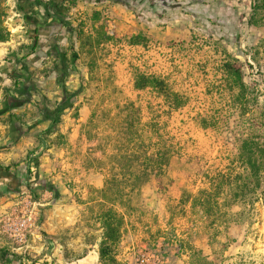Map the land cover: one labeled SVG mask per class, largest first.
Returning a JSON list of instances; mask_svg holds the SVG:
<instances>
[{
    "label": "rangeland",
    "instance_id": "1",
    "mask_svg": "<svg viewBox=\"0 0 264 264\" xmlns=\"http://www.w3.org/2000/svg\"><path fill=\"white\" fill-rule=\"evenodd\" d=\"M17 2L0 0V35L7 38L0 42V70L33 42L31 15ZM253 3L68 0L63 63L26 61V73L36 87L43 82L38 102L45 98L51 108L61 100L56 79L64 67L71 104L55 129L42 133V149L30 147L8 165L14 177L0 178V249L21 247L37 233L49 242L50 257L41 264H103L102 217L113 209L119 240L114 261L105 264H264V205L256 204L250 217L233 205L214 227L177 206L183 191L205 186V172L236 163L253 114L264 107V8L254 12ZM231 63L242 68L244 98L225 71ZM141 76L163 80L183 104L172 108L154 88L137 89ZM6 79L0 78L3 101L13 94L14 82ZM154 131L174 154L163 177L140 185V142ZM111 176L118 181L109 190L115 205L100 192ZM27 211L31 225L16 239L13 226ZM191 250L198 257H189ZM18 256L17 264L37 260Z\"/></svg>",
    "mask_w": 264,
    "mask_h": 264
},
{
    "label": "trees",
    "instance_id": "2",
    "mask_svg": "<svg viewBox=\"0 0 264 264\" xmlns=\"http://www.w3.org/2000/svg\"><path fill=\"white\" fill-rule=\"evenodd\" d=\"M253 1L252 10L254 12L264 8V0ZM34 5L43 10L45 18L51 17V14L61 18L65 17V14L58 10L61 5L57 4L54 0H22V2L18 0L17 2L18 9L24 14L28 13V10L32 9ZM61 8L64 11L66 10L65 6ZM29 19L31 20V25L35 26V19H32V17H29ZM36 29L35 27L33 28L32 33L35 34L32 37L33 41L37 40L38 31ZM68 31H71V28H68ZM6 40V37L0 35V42ZM35 48L36 44L29 46L28 52L33 53ZM59 57L60 62L63 63L62 52H59ZM25 59L26 56L23 55L20 58L14 56V59L9 63L24 64ZM19 71L14 69L9 76L10 80L14 82L13 92L16 95L14 93L7 94V88L4 90L6 95L3 110L5 112L21 108L30 102L31 92L36 89L35 80L31 79L28 75L21 74ZM225 71L233 78L240 97L244 98L247 88L243 82L241 66L236 63L226 64ZM57 75L56 84L62 89L61 100L56 102L51 108L46 105L45 98L38 105L41 120L50 122V126L44 133L52 132L55 129L60 116L71 104L72 94L67 92L63 81L67 75V71L64 67H60L57 70ZM135 87L137 89L144 87L154 88L161 96L169 100L172 108L180 107L183 104L180 96L173 92L163 80L152 76L138 77L135 81ZM9 117L11 121L15 119L13 114H9ZM251 126L252 132L246 135L240 142L236 163L225 170H218L212 173L205 172L202 176L205 186L198 189L195 193L183 191L177 203L179 211L184 212L189 208L190 212L200 215L204 223H207L210 227H214L217 222L227 217L226 209L233 205L240 204L243 207L242 212L249 217L255 210L256 204L264 205V107L258 109L253 114ZM153 134L154 136L147 133L143 134L140 142L139 160L141 171L137 177L140 185L147 183L152 178L159 180L163 177L174 154L170 144L166 142L159 132L154 131ZM132 162L133 159L128 157L127 165ZM115 163L118 164L119 162ZM10 169V166L0 165V178L14 177L11 175ZM116 182L118 181L114 176L106 178L104 186L100 191L103 195L101 199L112 205H115V200L114 196L110 198L109 190H111L110 186H116ZM126 183L130 188L135 186L133 177L129 178ZM11 193L13 192H5L6 195ZM119 225L117 213L113 209L105 212V215L102 217V240L98 245L99 259L103 264L114 261L113 253L114 247L119 240ZM195 251L191 250L189 257H198L195 256L198 254ZM20 259V256L0 249V264H17Z\"/></svg>",
    "mask_w": 264,
    "mask_h": 264
},
{
    "label": "crops",
    "instance_id": "3",
    "mask_svg": "<svg viewBox=\"0 0 264 264\" xmlns=\"http://www.w3.org/2000/svg\"><path fill=\"white\" fill-rule=\"evenodd\" d=\"M57 4L66 6L68 0H54ZM89 2V0H87ZM59 7V12H63V8ZM53 13V12H51ZM28 15H31L32 19H35V29L37 32V40L33 41L31 46L36 44V48L33 53L28 51L23 54L26 56L25 63L19 64L9 63L0 70L1 79L4 76H7L4 84L10 82V75L14 70V67H17L21 74L25 76L28 75L26 70H29L27 67L28 64L37 66L44 60L52 59L56 61L60 59L59 52L62 51V48L65 45L66 37L68 35V29L66 27L65 18L58 17L53 15L49 18L44 17V12L42 9L34 5L32 9L28 10ZM35 36V34H33ZM32 36V37H33ZM27 61V62H26ZM37 85H42L43 82L40 80L36 81ZM38 86L36 89L31 92L30 102L26 103L23 107L12 109L10 111H2L0 108V165L8 166L10 163L17 162L18 160L24 158L28 153V150L32 146L40 144L44 141L42 136L44 131L50 126L49 121H42L41 114L38 110L37 93ZM0 89V93H1ZM16 95L15 92H13ZM1 97V94H0ZM5 100H0V107H3ZM9 114H13L15 119L2 121ZM13 173V172H11ZM12 177H9V179ZM49 242L46 241L41 235L34 233L27 237L23 246L18 248L10 247V254L14 255H28L34 259H37L33 264H41L42 261L50 257V251L48 248ZM56 254V253H54ZM80 261V260H79ZM82 264V263H77Z\"/></svg>",
    "mask_w": 264,
    "mask_h": 264
},
{
    "label": "built area",
    "instance_id": "4",
    "mask_svg": "<svg viewBox=\"0 0 264 264\" xmlns=\"http://www.w3.org/2000/svg\"><path fill=\"white\" fill-rule=\"evenodd\" d=\"M28 214H26L24 217H23V220L19 221V222H16L13 226V236L16 238V239H21V235L23 233V230H25L28 226L31 225L30 221H31V211H27ZM20 240V241H21Z\"/></svg>",
    "mask_w": 264,
    "mask_h": 264
},
{
    "label": "water",
    "instance_id": "5",
    "mask_svg": "<svg viewBox=\"0 0 264 264\" xmlns=\"http://www.w3.org/2000/svg\"><path fill=\"white\" fill-rule=\"evenodd\" d=\"M3 178H9V177H3Z\"/></svg>",
    "mask_w": 264,
    "mask_h": 264
}]
</instances>
